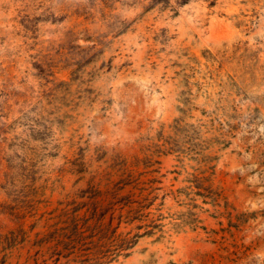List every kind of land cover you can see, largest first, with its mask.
Listing matches in <instances>:
<instances>
[{"label":"rangeland","instance_id":"374dc122","mask_svg":"<svg viewBox=\"0 0 264 264\" xmlns=\"http://www.w3.org/2000/svg\"><path fill=\"white\" fill-rule=\"evenodd\" d=\"M0 0V264H264V0Z\"/></svg>","mask_w":264,"mask_h":264},{"label":"trees","instance_id":"16d2710c","mask_svg":"<svg viewBox=\"0 0 264 264\" xmlns=\"http://www.w3.org/2000/svg\"><path fill=\"white\" fill-rule=\"evenodd\" d=\"M171 1L172 0H151L150 5L146 9H151L155 7L158 4H163V8H166L168 6H171ZM189 0H177L178 3L184 4L187 3Z\"/></svg>","mask_w":264,"mask_h":264}]
</instances>
